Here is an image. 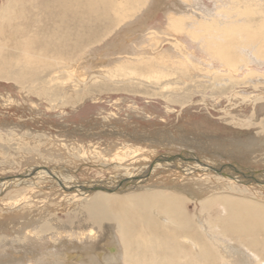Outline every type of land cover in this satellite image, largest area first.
Masks as SVG:
<instances>
[{
    "label": "rangeland",
    "instance_id": "obj_1",
    "mask_svg": "<svg viewBox=\"0 0 264 264\" xmlns=\"http://www.w3.org/2000/svg\"><path fill=\"white\" fill-rule=\"evenodd\" d=\"M55 1L0 0V30L11 34L15 32L14 34L24 38L28 35L27 40L34 47L27 44V49L40 52L42 58L44 56L43 59L48 60L43 61L48 63V69L45 66L42 70L45 74L39 71L30 77V82L34 79L36 84L31 90L27 88L30 85L23 86L26 90L13 79L0 78V182L12 178L20 179L30 168L35 170L55 168L53 172L59 171L69 176L74 174L72 180L79 184L105 182L111 178V175L112 177L116 175V172L105 169V166L111 163V160L107 161V157L111 156L115 159L114 162L123 164L122 166H140L151 163L156 158L176 155L180 158L184 157L189 162L192 159L190 163H194V160L206 156L216 158L221 164H235L237 169L264 173V110L259 108L256 110L253 105L261 103L259 100L256 101V98L264 97L262 60L257 59L253 54L250 55V60L254 61L250 64L249 70L242 69L237 74L239 80H243L247 74H252L240 84L229 82L227 79L220 80L216 74L221 73L218 64L205 62L206 57L201 52L199 43L191 40L188 34H172V36L161 34L160 29L166 27L165 14L154 11L150 17L147 16L146 11L151 8L150 4L141 11L135 9L133 18H128V22L124 21L107 39L101 40L112 25L108 7L105 9L101 3H98L101 4L98 6V0L97 2L95 0L96 5L94 0L93 2L68 0L71 4L70 8L64 11V8L59 6L62 0ZM182 1L169 0L167 3L169 6L163 4L161 9L176 8L177 14L181 16L212 17L215 16L216 11H228L227 9L234 4L232 0ZM80 2L83 4L81 5ZM54 4H57L56 8ZM63 12H66L68 24L65 26L59 23L64 19ZM143 23L150 29L159 31V37H155L158 47H164L171 56L178 55L182 58V55L176 52L174 46L176 42L190 60L187 67L167 69L169 78L164 82L169 81L170 91L160 92L153 86L152 81L150 84L149 80L139 77L130 82L128 79L121 81L118 77H111L113 72H116L113 68L115 64L124 58L130 59L143 51L148 53L145 54L146 58L158 57L157 52H153L154 49L150 47L149 36L142 31ZM54 35L56 36L53 38ZM42 39L45 41L43 42ZM0 49H2L0 61L6 58L9 60V56L17 53L9 43ZM48 52L51 53V57ZM53 60L55 66H50L54 63ZM77 60H80V66L88 69L84 80L77 81L74 78L75 81L68 83L52 81L53 77H66L62 67L64 64L58 66V63L66 62L65 65L68 63L73 65L72 62ZM190 67L195 68L191 70ZM84 71L85 69H78V72ZM105 78L108 80L106 81ZM74 83L78 85L75 88L71 85ZM63 85L64 87H61ZM241 138L243 139L241 141L246 140V142L238 147H231L228 144L235 140L240 141ZM135 157L137 160L134 159ZM209 174L214 175L211 172ZM158 175L157 173L148 183H139L135 186L139 188L138 190L162 189L179 187L185 182L184 185L188 190L203 193L210 184L209 187L217 189L212 191L214 194L211 196H218L221 193L230 198L243 199L242 201L264 207V190L255 185L249 187L231 181L232 186H230L226 185L227 180L218 181L214 177L196 174L194 179H179L178 182H171L170 185L156 186ZM41 182L35 185L29 182L27 185L22 184L0 191V264H50L53 254L66 253L76 256L78 253H83L90 244L88 237L87 239L86 236L79 235L81 231L86 230L88 224L82 213V204L88 197L78 195L73 190L62 189L51 183L50 179ZM195 184L196 186H191ZM189 207L190 213L197 212V208L193 210L191 205H188ZM96 230L98 234L102 233V230ZM61 239L66 241L65 245L60 243ZM231 245L239 247L234 243ZM68 263L84 264L72 259Z\"/></svg>",
    "mask_w": 264,
    "mask_h": 264
},
{
    "label": "bare ground",
    "instance_id": "obj_2",
    "mask_svg": "<svg viewBox=\"0 0 264 264\" xmlns=\"http://www.w3.org/2000/svg\"><path fill=\"white\" fill-rule=\"evenodd\" d=\"M70 1L62 0V4L59 6L62 9L64 8L65 11L70 8ZM168 1L169 0H98L97 2L96 0L97 4L101 3L104 8L108 7V13L111 12L110 18H112L110 20L112 21L111 28L101 40L107 39V37H109L112 32H115L128 18H133L132 14L135 9H140L141 11V9H146L150 4L149 7L151 8L146 11L147 16L150 17L154 11L163 12L165 14L164 25L166 27L162 30L160 29L161 34L165 36H172V34H188L191 40L199 43L198 46L206 57L204 61L209 64H218L221 73L217 72L216 74L220 80L227 79L229 82L237 84L246 81L252 73L245 75L243 80L238 79L239 74L237 73H240V70L242 69L249 68L250 64L254 61L250 60L251 54L264 62V0H232L234 4L227 9L228 11L218 10L216 11L215 16L212 17H206L203 15L200 17H196L195 15L181 16L177 14L175 10L176 8L172 9L168 7L161 9V6L163 4L166 5ZM184 1L185 0L182 2ZM55 2L58 1L56 0ZM82 4L83 3H81V5ZM101 4H98V6H101ZM56 5L55 8L57 7ZM94 5H96V3ZM177 5L179 7V3ZM167 6L169 5L167 4ZM65 13L66 12H63L62 15V17L64 16V19L59 22L64 26L67 24ZM222 15L223 17H221ZM219 18L222 22L219 21ZM73 23L75 22L73 21ZM60 26L58 25V27ZM142 27V31L149 36L148 38L150 40L151 49H154L153 52H157L158 57L146 58L145 54L148 53H144L143 51L137 53L130 59L124 58L120 60L119 63L115 64L113 68H115L114 71L116 72H113L111 77H118L121 81L122 79H128L129 82L135 80V78H143L149 80L150 84L152 81L154 84L153 86L155 88L157 87L160 92L168 91L171 88V85L168 83L169 81L164 82L169 78V73H166L167 69L180 66L187 67L190 60L188 56L180 50L181 48L179 49V44L176 42L174 43V46L176 47L175 49L177 50L176 52L179 55L181 54L182 58L178 55H169L164 47H158L156 43L155 37L158 36L159 31L153 30L154 28L150 29V27L144 23L142 24ZM60 28H62V26ZM77 29L79 28L77 27ZM65 30L67 31V29ZM14 33H6L5 30H0V47L4 48V46L9 43L10 45H13L14 49L17 51L14 56H9L11 60H7L6 58V60L2 59L0 61V78L13 79L20 83L19 85L22 86L21 88H23L24 85H30L27 88L31 90L36 84L34 83L33 78V82H30V77L39 73V71L41 72L45 69V66L47 67L46 69H48V63H45L48 60L45 61L43 59L44 56L42 58L41 54H39L40 52L37 53L31 49H27L26 46L29 44V41L27 40L28 35L26 36L25 34L26 37L24 38V36H17V34ZM33 35L34 33L32 36ZM55 36L56 35H54L53 38ZM50 37L52 38V36ZM32 40L35 41V39ZM42 41L44 42L45 39H42ZM121 41H123V39ZM95 42L96 41H94L93 44H95ZM97 42H99V40ZM29 46L31 47L32 45L29 44ZM10 47L11 46H9V48ZM1 50L2 49H0V51ZM9 52L11 53L12 51ZM49 52L48 54L50 55L51 53ZM43 61L45 62L43 63ZM79 62L80 60L72 62L74 63L73 65L71 63L65 65L66 62L58 63V66H61L59 64H64L62 67H64L63 69L66 77H53L52 81H67L68 83V81H75V79H77V81L78 79L84 80L88 69L87 67L80 66ZM51 65L55 66V61L53 64H50V66ZM201 65H203L202 62ZM2 66H5V68ZM193 68L190 67L191 70ZM78 69H85V71L78 72ZM199 70L202 72L201 69ZM42 72L45 74L44 71ZM178 72H180V70ZM50 74L48 75L51 79ZM46 80L47 78L45 81ZM49 82H51V80ZM64 82L61 83L64 84ZM75 83L71 84L73 88L78 86ZM42 84H44V82H42ZM124 84L125 82L123 85ZM64 85L61 87H64ZM116 91L117 90H115V92ZM255 100L261 101L259 105L253 104L256 107V110L258 108L264 110V97L262 99L256 98ZM255 100L253 102H255ZM62 105L63 103H61V106ZM241 140L243 139L241 138L240 141L235 140L233 143L228 144H230L231 147H238V145L246 142V140ZM133 150L139 151L138 149ZM105 152L108 154L107 150H105ZM134 156H136V154ZM107 158V161L111 160V163L107 164L105 169L116 172V175L114 174L115 176L113 177L111 175V178L105 182L95 181L97 183H75L72 180L74 174L69 176L67 174H62L59 171L53 172L55 168L53 170H35L34 168H30L27 174L20 177V179L12 178V180H3L0 182V191H3V189L18 187L22 184L27 185L29 182H31L30 184L33 183L35 185L42 183L41 181L43 180L46 181V179H50L52 181L51 183H54L62 189L69 191L73 190V192L75 191L78 195L88 197V199L82 204V213L88 224L86 230L84 229L81 231L79 235L82 237L86 236V238L88 237L90 239V244L86 246L83 253H78L76 256L71 254L67 255L66 253H62L61 255L53 254V259L50 264H72L68 263L71 259L73 261H81L84 264H264L263 206L242 201L243 199L237 200L227 197L219 193V191L217 192L219 193L218 196H211L214 194L212 191L217 189L209 187L210 184L209 186H206L207 190L203 193L188 190L184 185L185 182L184 184L181 183L179 187H172L173 185L171 184L172 188L162 189L143 188L138 190L139 188L135 186L139 183L144 184L150 182L151 179L156 177L157 173L159 175L157 176L158 183H156V186H163L164 184L170 185L171 182H178L179 179H189L195 177L196 174H201L203 176L214 177L218 179V181H223L222 179L227 180L228 183L226 185L232 186L230 183L233 181L237 184L240 183V185L243 184L249 187L255 185L264 190V173L237 169L234 166L235 164H221V162L218 163L216 158L206 156L199 158L197 161L194 160V163H190L192 159L189 162L184 159V157L180 158L178 155L174 157L164 156L161 159L156 158L151 163H146L140 166H122L123 164L120 165L119 163L114 162L115 159H112V156ZM134 159L137 160L136 157ZM160 169L161 172L159 171ZM208 172H211L214 175H211ZM219 177H221V179H219ZM196 179H198V177ZM191 186H196V184ZM234 186L236 187V185ZM152 187L154 186L152 185ZM197 188H200V186H197ZM221 189L223 188L221 187ZM221 191L222 190H220V192ZM230 195L231 194H229V196ZM188 205H191L193 210L197 208V212L192 211L190 213V207L188 208ZM96 229H99L100 231L102 230V233L98 234L99 232L97 233L98 230ZM61 240L60 243L65 245L66 241H63L64 239ZM94 241L97 242L94 243ZM231 243L237 244L241 248L231 245ZM78 247L82 248V246ZM78 247L77 250L79 249Z\"/></svg>",
    "mask_w": 264,
    "mask_h": 264
}]
</instances>
